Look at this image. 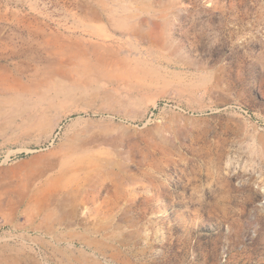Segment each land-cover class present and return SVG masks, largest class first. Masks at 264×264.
Wrapping results in <instances>:
<instances>
[{
  "label": "rangeland",
  "instance_id": "obj_1",
  "mask_svg": "<svg viewBox=\"0 0 264 264\" xmlns=\"http://www.w3.org/2000/svg\"><path fill=\"white\" fill-rule=\"evenodd\" d=\"M28 31L76 59L0 91V264H264V0H0Z\"/></svg>",
  "mask_w": 264,
  "mask_h": 264
},
{
  "label": "bare ground",
  "instance_id": "obj_2",
  "mask_svg": "<svg viewBox=\"0 0 264 264\" xmlns=\"http://www.w3.org/2000/svg\"><path fill=\"white\" fill-rule=\"evenodd\" d=\"M26 34H27L26 35L27 39L26 38L23 39L22 37L23 40H21V45H20L22 46V49L19 50L18 48L19 52L13 49L12 38H7V40H5L3 44L4 47L3 50L0 49L2 51L0 58L3 59L5 62H9L11 59L17 57L22 58L20 63L10 62L7 64H2V66L0 65V71H1L0 91H10L14 89L15 85L17 86L22 85L21 78L32 80L35 77H38V74H40L41 72L44 73L51 72V70L57 67H61L64 64H68V63L69 65H71L70 63H72V60L76 59V58L74 59L75 56L65 54L60 50L62 48H65L66 47L65 45L67 43V39L63 36L54 35V34L52 35L50 34V32L47 31L42 35L41 34L38 35L37 33L33 34L30 31H28ZM84 64H86V62ZM90 72H91L90 75H92V71ZM77 170L78 168L76 165L73 166L70 171L76 172ZM59 188H61L60 180L53 179L44 187L42 186L40 189L35 191L34 194L28 200L29 202H32L33 212L36 213L37 215H40L45 221H49V222L52 221L55 224H64L69 217L75 215L76 209L66 210L63 204H65V201H67V199L69 198L72 199V197L75 196V193H72L73 191L69 193V191L66 190L67 191L66 195L59 196L57 192ZM67 203H69V201ZM51 206L52 209L50 210Z\"/></svg>",
  "mask_w": 264,
  "mask_h": 264
}]
</instances>
